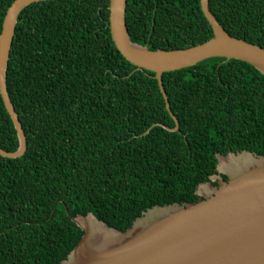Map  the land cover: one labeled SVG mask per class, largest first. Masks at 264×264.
Returning <instances> with one entry per match:
<instances>
[{
  "label": "trees",
  "instance_id": "obj_1",
  "mask_svg": "<svg viewBox=\"0 0 264 264\" xmlns=\"http://www.w3.org/2000/svg\"><path fill=\"white\" fill-rule=\"evenodd\" d=\"M13 1L0 0V32ZM109 2L41 0L18 14L6 84L27 149L0 155V264H60L83 234L71 216L125 230L154 205L201 199L218 153L264 155L263 73L218 56L163 72L179 121L168 130L156 124L175 126L155 72L112 39ZM209 8L230 35L264 47V0ZM125 15L131 40L152 50L213 36L201 0H126ZM0 147H18L1 94Z\"/></svg>",
  "mask_w": 264,
  "mask_h": 264
},
{
  "label": "water",
  "instance_id": "obj_2",
  "mask_svg": "<svg viewBox=\"0 0 264 264\" xmlns=\"http://www.w3.org/2000/svg\"><path fill=\"white\" fill-rule=\"evenodd\" d=\"M37 1L41 0H14L7 8L0 32V94L18 137L17 149L0 147V155L10 158L23 155L27 144L7 90V64L18 14ZM201 9L212 27V37L184 48L152 50L131 40L126 0L109 2L112 39L127 60L155 72L175 126L156 124L171 131L178 130L179 121L170 108L163 72L218 56L246 61L264 74V47L230 35L211 12L209 0H201ZM231 157L242 160L233 171L224 166ZM217 158L216 172L196 187L195 193L201 199L154 205L142 211L125 230L107 225L92 212L71 216L83 234L60 264H264V155L243 149L218 153ZM88 220L98 232L87 226Z\"/></svg>",
  "mask_w": 264,
  "mask_h": 264
},
{
  "label": "bare ground",
  "instance_id": "obj_3",
  "mask_svg": "<svg viewBox=\"0 0 264 264\" xmlns=\"http://www.w3.org/2000/svg\"><path fill=\"white\" fill-rule=\"evenodd\" d=\"M242 160H239V159H236V158H233L231 157L230 159L226 160V162L224 163V166L227 170L229 171H233L234 170V167L240 163ZM87 226L90 227V229H92V231L95 233V232H98L99 229L97 228V226L91 222L90 220L87 221Z\"/></svg>",
  "mask_w": 264,
  "mask_h": 264
}]
</instances>
